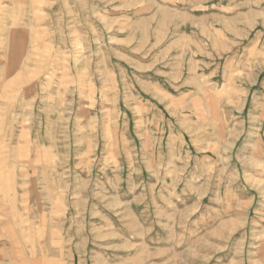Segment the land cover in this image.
I'll return each mask as SVG.
<instances>
[{
	"label": "rangeland",
	"instance_id": "rangeland-1",
	"mask_svg": "<svg viewBox=\"0 0 264 264\" xmlns=\"http://www.w3.org/2000/svg\"><path fill=\"white\" fill-rule=\"evenodd\" d=\"M0 264H264V0H0Z\"/></svg>",
	"mask_w": 264,
	"mask_h": 264
}]
</instances>
